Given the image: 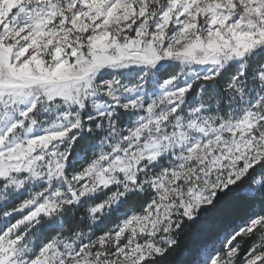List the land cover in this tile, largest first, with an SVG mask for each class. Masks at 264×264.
Wrapping results in <instances>:
<instances>
[{"label":"rangeland","instance_id":"1","mask_svg":"<svg viewBox=\"0 0 264 264\" xmlns=\"http://www.w3.org/2000/svg\"><path fill=\"white\" fill-rule=\"evenodd\" d=\"M263 50L264 0H0V264H138L252 168L260 194ZM198 264H264V215Z\"/></svg>","mask_w":264,"mask_h":264},{"label":"trees","instance_id":"2","mask_svg":"<svg viewBox=\"0 0 264 264\" xmlns=\"http://www.w3.org/2000/svg\"><path fill=\"white\" fill-rule=\"evenodd\" d=\"M262 63H264V50L258 52L255 57L249 60V64L257 67L261 66ZM232 69L233 67L231 69L230 67L227 68L219 77L213 79L212 83L217 86L221 82H225L233 73ZM176 72H178V68L169 66L158 73L160 80H162L176 74ZM199 83L200 80L193 83L190 94L196 91ZM206 83H209V81ZM119 112L121 114L119 123L131 116L121 110ZM118 127L121 128V124ZM88 144V136L83 133L71 147V157L78 154H87L89 152L86 150ZM255 175L256 169L252 168L241 179L226 189L216 191L214 198L207 207L196 213L192 218H182L172 234L173 241L170 245L166 246L160 254L147 258L138 264H198L201 262L202 254L208 249H213L230 229L244 223L253 214L264 215V184L260 187V194L251 195L246 191L251 186ZM148 199L149 196L145 193H132L124 198L117 212H139ZM117 212L110 214L100 232L117 222ZM71 223L75 224L77 222L73 218ZM81 227L86 226L82 225ZM237 242L239 243V240ZM248 246L249 243L243 242L241 246L243 252Z\"/></svg>","mask_w":264,"mask_h":264},{"label":"water","instance_id":"3","mask_svg":"<svg viewBox=\"0 0 264 264\" xmlns=\"http://www.w3.org/2000/svg\"><path fill=\"white\" fill-rule=\"evenodd\" d=\"M202 65L210 66V65H216L218 63L217 56L215 54H211L207 58L201 60L200 62Z\"/></svg>","mask_w":264,"mask_h":264}]
</instances>
